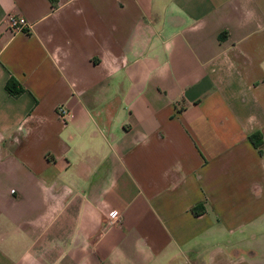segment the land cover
<instances>
[{
    "label": "crops",
    "instance_id": "1",
    "mask_svg": "<svg viewBox=\"0 0 264 264\" xmlns=\"http://www.w3.org/2000/svg\"><path fill=\"white\" fill-rule=\"evenodd\" d=\"M0 264H264V0H0Z\"/></svg>",
    "mask_w": 264,
    "mask_h": 264
},
{
    "label": "built area",
    "instance_id": "2",
    "mask_svg": "<svg viewBox=\"0 0 264 264\" xmlns=\"http://www.w3.org/2000/svg\"><path fill=\"white\" fill-rule=\"evenodd\" d=\"M4 23L5 29L11 34L14 32L26 30L28 28V24L25 22V20L18 16H7L4 20ZM54 111L60 117L66 114V110L62 105H57L54 108ZM107 222L111 223L112 220H108Z\"/></svg>",
    "mask_w": 264,
    "mask_h": 264
},
{
    "label": "trees",
    "instance_id": "3",
    "mask_svg": "<svg viewBox=\"0 0 264 264\" xmlns=\"http://www.w3.org/2000/svg\"><path fill=\"white\" fill-rule=\"evenodd\" d=\"M3 88L9 95H17L21 91V88L19 86L15 85V83L10 79H7L4 82ZM246 138L249 141V143L252 145V147H254V148L257 147V145H258V136L257 135H255V134L248 135ZM191 210L193 213H195V210H193V207L191 208Z\"/></svg>",
    "mask_w": 264,
    "mask_h": 264
}]
</instances>
